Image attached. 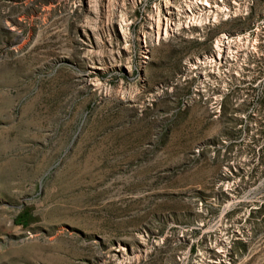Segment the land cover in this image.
Returning a JSON list of instances; mask_svg holds the SVG:
<instances>
[{
    "label": "rangeland",
    "instance_id": "1",
    "mask_svg": "<svg viewBox=\"0 0 264 264\" xmlns=\"http://www.w3.org/2000/svg\"><path fill=\"white\" fill-rule=\"evenodd\" d=\"M0 264H264V0H0Z\"/></svg>",
    "mask_w": 264,
    "mask_h": 264
},
{
    "label": "bare ground",
    "instance_id": "2",
    "mask_svg": "<svg viewBox=\"0 0 264 264\" xmlns=\"http://www.w3.org/2000/svg\"><path fill=\"white\" fill-rule=\"evenodd\" d=\"M220 1H221V0H220ZM194 2H195V1H194ZM205 4L207 5V3H205ZM169 14H170V12H169ZM170 16H171V15H170ZM168 20H170V19H167V21H168ZM173 21H174V20H173ZM171 22H172V21H171ZM167 27H168V26H167ZM158 29H159V28H158Z\"/></svg>",
    "mask_w": 264,
    "mask_h": 264
}]
</instances>
